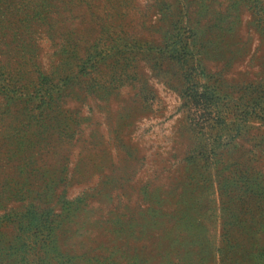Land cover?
<instances>
[{"label": "rangeland", "instance_id": "rangeland-1", "mask_svg": "<svg viewBox=\"0 0 264 264\" xmlns=\"http://www.w3.org/2000/svg\"><path fill=\"white\" fill-rule=\"evenodd\" d=\"M0 138V264H264V0H0Z\"/></svg>", "mask_w": 264, "mask_h": 264}, {"label": "trees", "instance_id": "trees-1", "mask_svg": "<svg viewBox=\"0 0 264 264\" xmlns=\"http://www.w3.org/2000/svg\"><path fill=\"white\" fill-rule=\"evenodd\" d=\"M6 87V85H5ZM7 91L8 89L11 90V93H13L14 95H18V97L22 98V97H25L27 94H23V93H20V92H12V88L8 87L7 86ZM0 141H2V139L0 138ZM33 224H37V220L33 219ZM35 224V225H36ZM44 226L43 223H38L35 227L39 230L40 228H42ZM40 264H52V258H50L49 256H45L44 260L42 262H40Z\"/></svg>", "mask_w": 264, "mask_h": 264}]
</instances>
